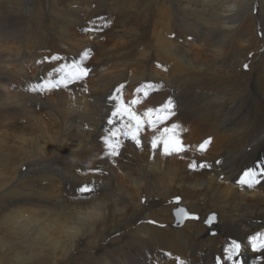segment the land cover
<instances>
[{
    "label": "bare ground",
    "instance_id": "obj_1",
    "mask_svg": "<svg viewBox=\"0 0 264 264\" xmlns=\"http://www.w3.org/2000/svg\"><path fill=\"white\" fill-rule=\"evenodd\" d=\"M25 1V5H27L30 0ZM91 1L97 5L93 11L87 10L85 6L86 4L92 5ZM91 1L79 0L80 3L84 2L85 4L81 7H79V4L72 2V10H68L67 13L63 14V17H53L44 7L41 12L32 15L24 23L28 28H22L25 29L23 33L25 32L26 35V32L30 30V33L26 35L30 37L28 39L30 40L34 36L39 37L41 44L25 42L24 38L26 36L21 35L22 29L18 25L9 30L14 25L10 22L13 21L10 17H13V15L17 17L18 5L15 6L11 3L9 6L4 7L5 10L0 7V88L9 89L10 93L11 91L14 92V103L18 105L20 111L18 109H12L13 111H11L22 112L21 119H28L34 126V132H29L33 136L29 137L30 139H21L27 145L23 146L22 144L16 150L26 160L34 159L36 161L34 166L38 174L36 178L40 177L48 183L59 181L63 184L74 181L73 179L76 176L68 173L70 172L68 169L70 170L72 167L93 169L96 172L105 174L106 168L104 169L105 165L102 166V164L108 159L104 152L109 150L110 146L103 145L109 141L105 134L110 133L111 136H119L122 133L124 139L132 143L137 144V140L139 143L145 142L140 137V121H138L135 112L125 107L124 102L122 103L120 100L105 104V99H108L111 95L113 96V93L109 91L106 95L107 92L104 93L103 91L104 94H102L101 89L104 90V85L101 86L100 83L97 85L96 79L94 81L95 88H92V98L89 97L88 99V96L86 97L82 91L80 92V89L74 88L76 91V101L74 102L68 100L72 95L67 99L65 96L59 97L55 104L40 100L39 81L41 80L42 69L40 70L41 66L38 64V52L41 47L47 50L48 47L52 49L55 46V49H53L54 54L58 53L62 58L69 57V59H71L73 51L77 50L76 48H80L85 53L88 52L90 49L88 44L77 41L71 36V31L74 29L79 30L83 23L81 16L78 18L76 15H81L85 11L89 21L96 19L97 17H93L96 14L98 16L104 13L107 16L108 10L112 12L114 9L110 5V8H104L105 3L111 4L112 1L122 3L124 0ZM151 1L153 2V0H135V3L139 4V11H134L144 12L149 17ZM44 4H47L46 0H44ZM158 4L161 7L160 3ZM167 4L172 7L165 8L166 14H164V9L162 13H159L163 16L154 20L152 29H149L150 26L144 27L141 35L138 33L132 39L134 44L138 43L140 46L145 42L146 37L156 39L157 50L154 49V51L160 57L157 59L158 62L160 60L166 61V63H168V60L175 62V65L170 66V69L172 68L170 71L172 72L171 79L163 81L154 71L153 74L151 72L144 75L139 74L140 76L136 75L133 83L138 86L145 77H149L159 85L162 82L167 96L163 99L160 97L157 100V97L152 95L151 100L153 103L149 104L155 108V111H149V108H145L146 111L151 113V116H155L156 111L160 109L159 113L161 115L159 117L174 113L175 117L183 124L194 126V132L199 127L198 132L201 131L205 136H200L193 148L198 150L197 148L203 145V148L208 149L209 141L206 140H210L213 136L216 145L220 141L216 154L202 158L199 161L197 158H193L187 166L168 169L166 165L167 155H165L166 138L155 136L144 139L147 142L144 145H147L150 151V156L146 159L144 165H137L136 167L122 165L121 168L122 178L134 188V194L137 193L138 203L136 206L131 201L129 194L116 185L112 171L107 172V177L90 179L91 183L98 188L94 189L96 193L99 189L102 190L101 195L102 198H106L107 206L104 205L102 200L73 204L57 197L52 198L53 195L56 196L53 193L34 195L33 192L30 193L33 191L31 188L28 193H20L15 188L9 189L10 183L15 182L17 172L20 173V179L16 181V184L26 179L28 168L25 170V167L24 169L21 168L24 164H19L13 178H9L10 181L0 182V190H3L0 194V229H4L7 238L9 235L10 238L17 237L19 240V242L13 243L10 238L7 240L4 236L3 240L0 241V248H5L6 254H12L18 248H24V253L27 255H25L26 257L16 255L15 260L18 264H46L47 262H50L48 264H147L140 261V254L151 250L153 246H159L156 250L157 257L156 259H150L149 264H162L159 262L158 253H161L160 257L166 256L168 258L173 257L172 253H179L181 257L191 260L188 261L189 264H221L220 253L213 248L216 238L230 244V241H245L247 231L251 227L255 230L259 229L260 232L263 231L264 207L259 206V201H256L255 206H249L248 200L251 199L254 193L258 194L253 191L257 187L262 186L264 189V170H258L264 168V54L257 53L253 57L257 69H261L262 74L255 76L256 80L252 84L248 83L250 85L246 84L244 86V79L247 77L250 80L256 68L253 67L247 72L242 70L240 71L241 74L237 76L236 64L238 63L239 66L243 60L241 56L244 49H254L256 45L254 34L245 29V25L253 19L260 26L262 47H264V0H167ZM6 9L8 12H5ZM22 9L28 10L27 7ZM79 11L82 12L79 13ZM171 14L174 17L176 15V19H173V16H170ZM90 16L93 18L90 19ZM44 17L58 19V22L52 26L53 28H50L48 24L43 23ZM35 19L38 21L35 22ZM64 23L66 24L63 25ZM58 24H60L59 27H57ZM155 25L157 28H161V31H156L154 29ZM175 31H178L179 36L186 42L199 41L208 44L211 61L210 59L206 60L203 65L198 60L192 61L189 58V52L186 51L187 49H183L185 44L181 46L180 43L173 45L172 42L166 40V37L168 38V35ZM246 33H250L248 39H245L247 38ZM176 34L173 33L172 36ZM237 38H242L243 41H241L242 45L239 44L240 48L236 47L237 50H234ZM62 46L67 48L64 49ZM171 48L176 52L175 57L173 55L172 57L169 56L168 59L163 58V54ZM137 49L135 48L134 51H137ZM158 50H160V55H158ZM133 52L130 55L129 53L124 55L125 61L132 59L127 66L140 68L144 65L145 68L150 55L144 58V54H133ZM136 55H139L144 61L138 59V57L135 58ZM76 60L72 59L68 63L74 62L76 64ZM216 63H219L220 67H213ZM241 65L243 66V62ZM222 66L226 68V71L221 68ZM30 68L33 71L27 72ZM124 71L126 70L124 69ZM225 72L230 74L225 76ZM258 72L256 73L258 74ZM124 74L122 71L121 76L116 80L118 82H114L120 85L121 81L124 80ZM103 78L102 75H99L97 80L101 82ZM140 79L141 82H139ZM240 87L244 89L238 92L237 89ZM143 92L145 91L140 90V93ZM95 93L98 94L94 96ZM183 95L187 98L184 103L182 102ZM148 98L150 97L148 96ZM183 105L185 106L183 107ZM13 107L15 108V106ZM40 107L45 108L47 110L46 114L53 118L54 133H49L48 129L50 127H42L43 124L37 122L35 110ZM6 113H1L3 114L1 115L2 118H9L10 114ZM202 130H204V133ZM133 134L136 139L132 138ZM43 139L47 140L52 149V156L49 159L47 158L48 160H44L46 156L43 153L44 147L41 144ZM86 140H88L87 145H85ZM154 141L155 147L153 146ZM168 147L173 148L170 143H168ZM64 151H69V153L67 154ZM209 152L206 153L210 155ZM9 153L11 151L0 146V154L7 156ZM251 164L259 168H251ZM189 167L192 172L188 171L189 173L182 176L181 173L190 170ZM144 168L148 173L159 175L154 180V185H156L154 189H150L151 183L146 178L145 173L147 172ZM250 170L258 173L257 176L251 179V182L256 184V186L254 185L256 189L253 190L248 187L247 183L243 185L240 183L245 172ZM142 181H144V185L141 188ZM171 183L185 188L184 195L187 197H189L188 192L192 193L193 197H191L193 199L197 198V205L204 204V211L200 214L201 216H204L212 208L216 209V212H218L217 221L214 216V223L206 225L207 229H200L199 231L193 230L194 223L191 221L186 223V230H176V228H181L186 220L179 227L171 225V230L175 228L176 231L145 225L146 223H143V221H149L153 219L152 217L155 218L157 223L161 224L163 218L168 215L169 210L167 212V207L161 206V203L169 199L165 198L168 197V193L165 190L160 192L157 186H169ZM143 193L148 200L147 209H140L139 199ZM247 193L250 194L249 198L242 199ZM184 204L189 205L190 209L195 208L192 203L186 202ZM154 208H156V211L153 210ZM195 209L200 212L199 207ZM149 210H153L150 216L148 214ZM109 220L115 222L113 221V224L106 226ZM132 227L135 229L128 231ZM98 229L100 230L98 231ZM211 229L216 230V238L208 235V231H211ZM101 232L105 236L99 242L109 235L112 238V234L116 232L123 233H120L114 242L110 241L100 249L97 246L100 243H97L96 239ZM86 237L90 240V244L87 243ZM247 245H249V241ZM84 246H91L90 254H85ZM129 246L132 247V251L127 252V249L124 250L125 247H128L129 250ZM258 248L263 247L257 246V243H255L253 249L256 250L253 255H247L246 251L240 248L238 253H234L231 258L222 261V264H225V262L229 264H248L250 260L252 263L262 261L264 249L259 250ZM168 250L172 253H169ZM74 251H77V255H73L71 258V253ZM194 255L197 256L198 262L192 259ZM120 257H123V259H120ZM119 259L120 261H118ZM10 260L9 258L8 261Z\"/></svg>",
    "mask_w": 264,
    "mask_h": 264
},
{
    "label": "rangeland",
    "instance_id": "obj_2",
    "mask_svg": "<svg viewBox=\"0 0 264 264\" xmlns=\"http://www.w3.org/2000/svg\"><path fill=\"white\" fill-rule=\"evenodd\" d=\"M46 1H47V4H44V0L43 1L42 0H37V1L36 0H30L29 3L27 5H25V3H26L25 0H0V7H2L4 10H5L4 7L9 6V4H11V3L14 4L15 6H17V5L19 6V12L16 13L17 17H15L14 15H13V17H10L14 21V22L13 21H10V22L14 25L9 30H12L13 27L16 25H18L19 28H21V29L22 28L27 29L28 27L24 23H26V21L29 20L32 15L39 13V11L41 12L43 7L46 8V11H48L49 14H51L53 17H63V14L67 13L68 10H72L71 9L72 2L79 4V7L85 5L84 2L80 3L79 0H46ZM83 1L90 2L91 0L90 1L89 0H83ZM157 2L160 3L161 7L159 6V4ZM91 3H92V5L86 4L85 6L87 7V10L93 11L94 7H97V5L95 3H93L92 1H91ZM112 3H114V4H112ZM122 3H119V2L116 3L115 1L111 2L112 5L105 3L104 8H108V7L110 8V6H111V8L113 7L112 9H114V10H112V12L108 10L109 13L107 16L104 15V13L99 14L98 16L96 14V16H93V17H97V18L90 20V21L88 20V15H87V13H85V11H84V13L82 11H79V13L82 12L81 15L77 14L78 12L73 13L75 15L77 14L76 16L78 18H80V16H81V20L83 23H82V26L79 30L74 29L71 31V34H72L71 36H73L75 38V40H77V41H82L83 43L85 42L86 44H88L89 48H90L88 52L85 53L80 48H76L77 50L73 51L72 57H71V59H69V57H63L62 58L60 56V54H58V53L54 54L55 52L53 51V49H55V46H54V48L52 47V49H50L51 47H48L47 50L43 49L41 47V50H39V52H38V55H39L38 56V58H39L38 64L41 66L40 70L42 69V72L40 71L42 73V75H40L41 80L39 81V86H40L39 97H40L41 101H45V102H48L51 104H55L56 100L59 97L65 96V98L67 99L70 95H72L73 98L70 96L69 97L70 99L68 98V100L74 102V101H76V99H75L76 91L74 90V88H77V89H80V92L82 91L86 95V97L88 96L87 98L89 99V97L92 98V96H93L92 92H93V89L95 88L94 81L96 79L97 85L99 83L101 86L104 85L103 86L104 90L101 89L102 94L107 92L106 95H108L109 91H111V93H113V96L111 95L108 97V99L106 98L107 100L105 99V101H104L105 104L110 103L114 100H117V101L120 100V102H122V103L124 102L125 107H127V108H129L135 112V114L138 116V121H140V128H139L140 137H141L142 141L143 142L145 141V142L139 143V144L138 143L137 144L132 143L131 141L125 140L124 136H122L123 135L122 133L119 134V136L118 135L117 136L116 135L111 136L110 133H109L110 135L105 134L106 135L105 137L109 141H108V143H104L103 145L104 146L110 145L109 150H106L104 152L105 156L108 159L104 164H102V166L105 165L104 169L106 168L105 174L100 173V172H96L93 169L87 170V169H78V168L72 167L70 170L68 169V171H70L68 173L71 174L72 176H76V177H74L75 179H73L74 181H71L69 183L66 182L63 184L59 181H54V182H50V183L45 182L40 177L36 178L38 176V174L36 173V170L34 169L36 161L34 159L26 160L24 158V156L21 155L20 153H18V151L16 150L17 148L21 147L22 144H23V146L25 144L27 145V143H23V141H22L23 139H26V138L30 139L29 137L33 136V135L29 134V132H32V133L34 132L33 131L34 126H32L33 123L29 122L28 119L27 120L21 119L20 116H21L22 112H19L20 109H18L19 108L18 105L16 103H14V101H15V97L13 95L14 92L11 91V93H12L11 94L9 89H8L9 90L8 91L6 88H2V89L0 88V106L2 107V108L0 107V146H2L3 149H7V150L11 151V153H9V155H7V156H3L2 154H0V182L5 183L6 181H10V179L13 178L14 173L18 170L19 164H24V166H22L21 168L24 169V167H25V170L28 168L26 170V172H27V176L25 177L26 179H23L19 183L16 184V181H18L20 179L19 178L20 173L17 172L15 182L12 181L13 183L12 182L10 183L9 189L15 188V190L20 192V193L21 192L28 193V192H30L29 190L31 188V190H33V191H31L30 193L33 192L32 194H34V195L35 194L38 195L41 193H44V194L53 193L56 196L53 195L52 198L57 197L59 199H62L63 201L66 200L65 202L73 203V204L83 203V202L91 201V200H102L104 205L107 206L106 202H105V201H107L106 198H102V195H101L102 190L99 189L98 193H96L94 189H96L97 187H95V185L93 183H91L92 181H90V179L97 178V177L98 178L107 177V172L112 171L113 180L116 183V185L121 190H123L129 194L131 201H133L135 206H136L138 203L137 202V193L135 195L134 194V188L130 184H128L124 178H122L121 168L123 166L136 167L137 165H141V166L144 165L146 159L150 156V151H149L147 145H144V144H147L146 140H144V139H149L150 137H155V136L164 137V138H166V141H168V143L172 144L173 148L168 147V150L165 153V155H167L166 156V160H167L166 165L168 166L167 167L168 169L177 168V167H181V166H187V165H189V162H191V160H193V158H197V160L199 161L202 158L209 157L211 155L214 156L216 154L217 149H218L219 144H220V141L216 145L214 142L215 138H213V136L211 137L210 140H206L207 142L209 141L208 149H206V148L202 149L201 146H199L197 148L199 150V152H198V150L193 148V145L195 146L198 138L200 136L204 135V134H202L201 131L198 132L199 127H197L196 131L194 132V129H195L194 126L183 124L181 121L178 120L177 117H175L174 113L165 114L166 116L164 115L162 117H159L161 115V113H159L160 109L158 111H156L157 113L155 116H151V113L146 111L145 108H149V111H155L154 110L155 108L149 104V103H153V101L151 100L152 95H154V97H157V100H159L160 97L163 99L165 96H167V93L164 92L165 88H164V85L162 84V82H160V85H159L157 82L153 81L149 77H145V79H143L142 82H141V79L139 80V82H141V84H139L138 86H135L134 84H136V83H133L134 82L133 80L136 78V75L140 76L139 74L144 75V74L151 73V72L153 74L154 71H155L154 73H156L157 76L160 77L161 80H163V81H165V80L168 81V79H171L170 76H171L172 72H170V71L172 68L170 69V66L172 64L175 65V62L172 60H171L172 62L170 60H168V63H166V61L160 60L159 61L160 64H159L157 59H159L160 57H158L154 51V49L157 50L156 39L146 37L144 39L145 42H143V44L144 43H146V44H144V45L142 44L143 46L142 45L140 46V44H138V43L134 44L133 39H134L135 35H138V33L141 35L142 29L144 27L150 26L149 29L151 30L154 20L157 18H161L163 16L162 14H159V13L160 12L162 13V11L164 9V14H166L165 10L169 9L172 6H169V4H167V0H153V2L151 1L152 5L149 7V11H150L149 15H148L149 17H147V15H145L144 12H135L137 10L139 11V4L135 3V0H126V1L124 0V1H122ZM117 5H119V6H117ZM164 5H165V7H164ZM45 6H47V7H45ZM26 7L28 8V10L22 9V8H26ZM159 7H160V9H159ZM101 8H103V6H101ZM5 12H8V10L6 9ZM6 14H9V13H6ZM84 14L87 16H85ZM170 16L171 17L173 16V19H176V15H175V17L172 14ZM93 17H91L90 19H92ZM98 17H99V19H98ZM57 20L58 19H51L49 17H44L43 23L48 24V26L50 28H53L52 26L57 24V22H58ZM34 21L36 22L38 20L35 19ZM175 22H176V20H175ZM3 24H5V23L3 22ZM65 24L66 23H64L63 25H65ZM59 25L60 24H58L57 27H59ZM91 25H93V26H91ZM25 29H22L21 35L26 36L30 33V30H29L26 32V35H25V32L23 33V31ZM154 29L156 31H161L160 30L161 28H159V27L157 28V26ZM245 29H246V31L250 30V33L254 34L256 45L254 46V49H244L243 50V55L241 56L243 60L241 61L240 65L243 62L244 67L242 65L238 66V63H237L236 64V73H237V76H239L241 74L240 71H242V70L244 72H247V71L253 69V67L256 69H254V73H253L254 77L252 75V78L250 80L247 77H245V79L243 78L244 82H245L244 86L248 83H251V84L254 83V81L256 80L255 76L262 74L261 69L260 70L257 69L256 63H254L253 57L257 53L264 54V47H262L263 44L261 41V31H260V26L258 25V23L253 19L252 21H249V23L245 25ZM175 30H176V28H175ZM171 33L172 34L177 33V34L173 35V36H172V34L168 35V38L166 37V40L172 42L173 45L180 43V46H181V45L185 44V47L183 49L184 50L187 49L186 51L189 52V58L192 61L198 60L201 65H203L204 61H206V60L210 59V61H211V58H210L211 54L209 52L210 48H209L208 44L201 43L199 41H192V42L190 41V43H189L188 41L187 42L184 41V39H182L181 36H179L178 31L171 32ZM246 34H247L246 35L247 38H245V39H248L249 34L248 33H246ZM24 36H22V37L24 38ZM164 36H166V35L164 34ZM28 38H30V37L26 36V38H24L25 42L28 41V42H33V43L36 42L37 44H41V42L39 41V37L34 36L30 40ZM236 40H235L236 42L234 44L235 46L233 48L234 50H237L236 47L240 48V45H242L241 41H243L242 38L241 39L237 38ZM139 42H140V40H139ZM256 46H257V48H256ZM62 48L66 49L67 47L62 46ZM135 48L136 49L138 48L137 51L136 50L134 51ZM79 49H80V51H79ZM28 51H30V50H28ZM131 51L132 52L134 51L133 54L134 53L135 54L136 53L137 54L138 53L144 54L143 55L144 58H146L145 56L150 55L148 57L149 60H147L148 62H146L145 68L143 67L144 65L141 66L140 68H136V66L131 68L130 65L127 66V64L131 63L130 60H132V59H129V60L127 59L125 61L124 55H126L127 53H129V55H130V53H132ZM157 52H158V55H160V50H158ZM79 54L82 56H80ZM175 54H176V52L173 50V48H171L169 51L167 50V52H165L163 54L164 56H162V55L161 56L163 58L168 59V58L172 57L173 55L175 57ZM153 55H155V56H153ZM137 57H138V59H143L139 55H136L135 58H137ZM61 58H62V60H61ZM72 59H74V60L77 59L76 64L74 62L68 63V61H70ZM142 61H144V59ZM163 62H165L166 64ZM115 63H116V65H115ZM213 67L218 68V67H220V64L216 63ZM240 67H242V68H240ZM123 68L126 71H124ZM221 68L225 69V71H226L225 67L222 66ZM88 70H89V72H87ZM32 71H33V69H31V68L27 70V72H32ZM122 71H123V73H125L123 75V77H124L123 81L124 82L121 81L122 83L119 85V84H116L115 82H118L116 80L119 79V77L122 74ZM258 71H260V72H258ZM168 72H170V73H168ZM256 72H258V74ZM56 74H57V76H56ZM228 74H230V73H227V72L224 73L225 76L226 75L228 76ZM43 75H44V77H42ZM99 75H102L104 77L103 78L104 80L102 79L101 82L97 80ZM163 75L166 77H164ZM167 76L170 78H168ZM248 85H250V84H248ZM106 88H108V89H106ZM242 89H244V88L240 87L237 90H238V92H240ZM140 90H143L145 92L140 93ZM103 91H104V93H103ZM157 92H158V94H157ZM96 94H98V93H95L94 96H96ZM148 96L150 98H148ZM182 97H183L182 102L184 103L185 102L184 100H186L187 98L184 95ZM182 97H180V98H182ZM157 100H155V101H157ZM53 101H55V102L53 103ZM106 101H108V102H106ZM149 105H150V107H149ZM152 105H155V104H152ZM13 106H15V108ZM184 106L185 105H183V107ZM12 109L13 110L18 109L19 114L16 110L14 112H12L13 111ZM7 111L8 112L11 111V112L8 113ZM35 112H36L35 114L37 115L36 116L37 122L40 124L42 123L43 124V125L41 124L42 127H45V128L50 127L48 129L49 133H54L55 129L53 127V118L46 114L47 110L43 107H40V108H36ZM1 113H4V114L6 113L8 115L10 114L8 116L9 118H2L1 115H3V114H1ZM38 123H37V125H38ZM173 126H175V127H173ZM166 130H170V131H166ZM202 131L204 133V130H202ZM175 141H179L182 150H178L176 147H174ZM217 141H218V138H217ZM41 144L44 147L43 153L46 156L44 160H48L49 157L52 156L51 146L49 145V143L45 139L41 140ZM87 144H88V140H86L85 145H87ZM113 149H115V152L112 151ZM69 151H64V152H66L68 154ZM208 151H210L209 152L210 155L207 154ZM107 152H108V154H107ZM111 161H114V162L112 163ZM30 165L32 167H28ZM250 167L251 168H257V169L259 168L257 166H254L253 164H251ZM250 167H248V169H250ZM61 169L63 170L64 168L62 167ZM65 169H66V167H65ZM189 169H190V167H189ZM144 170H145V168H144ZM258 170H264V168H259ZM188 171L190 173L192 172L191 169L186 170V171H183L181 173V175L183 176L186 173H189ZM145 172H147V170H145ZM145 175H146V178L151 183L150 189H154L156 187V185H154V180H156L159 175L157 173L151 174L148 172L145 173ZM80 182H82V183H80ZM78 184H80V185H78ZM89 184H90V186L88 187ZM84 185L85 186L87 185L86 187H87V189L89 188V190L81 191V189L85 188ZM143 185H144V181H142L141 188L143 187ZM254 185L256 186V184H254ZM255 186L250 187V189H252V190L256 189ZM157 187H158L157 189L160 192L165 190L168 193V197H165V198H169L170 200L168 199L167 201H164V202L162 201L163 203H161V206L167 207L166 210H167V212L169 210V212H168V215H166L163 218V220L161 221L162 222L161 224L157 223L155 218L152 217L153 219H151L149 221H147V220L143 221V223H146L145 225H148V226L152 225V226H156V227L161 228V229H170L171 230V225L174 222L171 212L176 207H183V206L186 209L187 218L185 219L186 220L185 224L183 223L184 225L181 228H176V230L177 229L186 230V226H187L186 223L189 221L194 223L193 230L196 229L197 231H199L200 229H207L204 221L207 219L209 214H213L216 217V221H217V217H218L217 213L218 212H216V209L212 208L209 211H207V213L205 215L203 213L204 216H201L200 214H202V211H204V209H203L204 204L201 203V204L197 205L196 204L197 198L193 199L192 193L188 192L189 197L185 196L184 195L185 188H183L182 186L180 187L178 184L171 183L169 186L158 185ZM222 187H224V186H222ZM90 188H92V189H90ZM34 190H35V192H34ZM90 190H93V191H90ZM2 191L3 190L1 189L0 194H2ZM253 191H256L258 194L254 193L251 196V199L248 200L249 206L253 207V206H255L256 201H259V206L264 207V189H263V187L259 186V187H257L256 190H253ZM249 196H250V194L247 193L242 199L249 198ZM139 200L141 201V202L139 201L140 209H147L148 200L146 199V196L144 193L141 194V198ZM157 202H158V200L156 201V203ZM186 202L192 203V205L195 206V208L199 207L200 212H198L197 209H195L193 206H191L193 208L190 209L189 205L184 204ZM153 210L156 211V208H154ZM153 210L148 211L149 216H150V214L152 215ZM114 220L116 221L117 219H114ZM114 220L107 221L106 226L111 224V223L113 224ZM141 223H142V221H141ZM134 229L135 228L132 227V228H129L128 231H133ZM253 229L254 228L251 227L250 229H248L249 231L246 230L248 232V234L245 237V241H238L237 242L240 245V248H243L244 251H246L245 253H247V255H253L254 254L253 252L256 250V249H253V248H255V244L252 242L254 237L256 238L255 243H257V246H260L262 243H264V229L261 232L259 231V229H257V230H255V229L253 230ZM99 230L100 229H98V231ZM172 230H175V228H172ZM215 231L216 230H214V229H211V231L209 230L208 235L210 237L216 238L215 237L216 236ZM120 233H123V232H120ZM120 233L116 232V233L112 234V238H111V235H109L106 238L108 240L104 239L101 242H99V241L105 235L102 232L99 233L98 237L96 239V242L100 243L97 245L98 248L101 249L102 247H104L106 245V243H109L110 241L114 242L116 240L115 238H117ZM5 234H7V233H5L4 229H2V230L0 229V241L3 240ZM6 236H5V239L8 240V238H10V237H9V235H8V238ZM86 239L88 240L87 243L90 244V240L88 239V237H86ZM10 241H12L13 243L19 242L17 237H14V238L11 237ZM248 241H249V245H247ZM158 247L159 246H153V248L151 250H147L145 253L140 254V257H141L140 261H142V263L146 262L147 264H149L150 259H156V257H157L156 250ZM230 247H231V241H230V244L229 243L226 244V242L222 241L220 238H216V241L213 243V248L217 249V251H219V253H220L221 264H222V261L229 258L230 253L227 250L230 249ZM90 248H91V246L90 247L84 246L85 254H90ZM131 248L132 247H130V249L128 250V247H125L124 250L127 249L126 251L129 252V251H132ZM258 249L262 250V249H264V247L258 248ZM24 251H25L24 248H18L12 254H6L7 252L5 251V248H2V249L0 248V259H1L0 264H16L17 263L15 260L16 255H20V256L21 255H23V256L27 255L26 253H24ZM168 251H169V253H172L170 250H168ZM71 254L72 255L70 257L72 258L73 255H77V251H74ZM158 254H159L158 257L160 258L159 262L162 264H166V263L189 264L188 261H191V260H188V258H186V257H181V255L179 253H175V254L172 253L171 255L173 257H170V258H168L166 256L160 257L161 253H158ZM233 254L234 253H232L231 255H233ZM123 257H120V259H123ZM9 258L11 259L10 261H8ZM120 259L118 261H120ZM192 259L195 262H198V258L196 255H194ZM7 261H8V263H7ZM48 263H50V262H47L46 264H48ZM258 263L264 264V258L262 261L260 260L256 263H252L250 260L248 264H258ZM225 264H229V263L225 262Z\"/></svg>",
    "mask_w": 264,
    "mask_h": 264
},
{
    "label": "snow or ice",
    "instance_id": "obj_3",
    "mask_svg": "<svg viewBox=\"0 0 264 264\" xmlns=\"http://www.w3.org/2000/svg\"><path fill=\"white\" fill-rule=\"evenodd\" d=\"M114 115H115V113H114ZM129 115L131 116V114H129ZM173 127H175V126H173ZM166 131H170V130H166ZM132 138L136 139L134 134H133ZM137 143H139L138 140H137ZM153 146L155 147V141L153 143ZM174 147H176L178 150H182L179 141H175ZM201 148L203 149V145H201ZM167 149H168V141H165V150H166V152H167ZM113 152H115V149H113ZM257 175H258V173H256L254 170L247 171V172H245L244 178L241 179L240 183L242 185L247 183L248 187H253L254 184L251 182V179L254 178ZM256 182H259V181H256ZM87 190H88L87 187L81 189V191H87ZM252 242L255 244V242H256V238L255 237L253 238ZM260 247H264V244H261ZM239 249H240V245L236 241H232L230 249L227 250L230 253L229 258H231V254L232 253H238Z\"/></svg>",
    "mask_w": 264,
    "mask_h": 264
},
{
    "label": "water",
    "instance_id": "obj_4",
    "mask_svg": "<svg viewBox=\"0 0 264 264\" xmlns=\"http://www.w3.org/2000/svg\"><path fill=\"white\" fill-rule=\"evenodd\" d=\"M172 216H173V226L174 227H179L181 226L185 219H186V216H187V212H186V209L184 207H176L175 209L172 210ZM214 215L211 214L207 217V219L204 221V223L206 225H210L214 222Z\"/></svg>",
    "mask_w": 264,
    "mask_h": 264
}]
</instances>
